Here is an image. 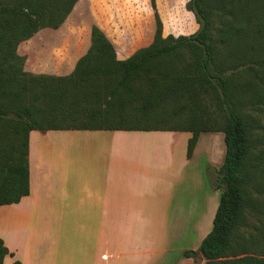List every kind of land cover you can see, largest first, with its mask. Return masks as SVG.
<instances>
[{
  "label": "trees",
  "instance_id": "obj_1",
  "mask_svg": "<svg viewBox=\"0 0 264 264\" xmlns=\"http://www.w3.org/2000/svg\"><path fill=\"white\" fill-rule=\"evenodd\" d=\"M78 2L0 0V205L30 194L32 130L187 131L188 158L201 133L223 132L213 228L185 255L264 264V0H189L199 29L178 36L163 34L150 0L154 39L127 59L94 24L72 73L25 71L20 43L59 28ZM8 255L0 237V264Z\"/></svg>",
  "mask_w": 264,
  "mask_h": 264
},
{
  "label": "rangeland",
  "instance_id": "obj_2",
  "mask_svg": "<svg viewBox=\"0 0 264 264\" xmlns=\"http://www.w3.org/2000/svg\"><path fill=\"white\" fill-rule=\"evenodd\" d=\"M188 1L158 0L165 36L168 34L189 35L199 29L194 13L186 8ZM100 4L102 5L99 10L102 14L96 18L100 19L112 34L133 35L132 40L141 44H146L154 36L156 23L150 0L145 3L141 0H108L102 1ZM92 10L93 0H79L67 20L57 29L65 31L88 30L94 24L98 25ZM51 29L54 28H43V30ZM38 52L48 54L50 51L38 48ZM45 64L49 67L52 63L46 62ZM39 133L43 137V141L40 143L35 140L37 137L35 136L34 143L36 141L37 150L42 155L40 162H43L42 165L47 167V171L41 172L43 179L45 181L47 177V183L50 185L46 188L47 191L45 189L35 191L32 198L25 200L20 206L40 208L41 212L37 215V220L40 221L41 226L45 222L60 221V210L61 207H64V195H68L71 202H76L80 193V189H78L80 181L86 177L100 178L99 189L102 191L108 188L113 189L114 181H116L118 191L133 192V188L127 180L143 174L151 175L154 167L159 166L161 169L164 160L162 157H165L164 152L167 149L166 145L170 144L168 137L173 135L171 133L163 138L165 132H159L158 136H162L163 141L150 145L158 139L143 135L144 132L140 131L52 130V134L49 132L43 134L40 131ZM181 134L180 141L174 145L175 152L179 156H181V151L186 148V145L184 149L182 147L185 134ZM220 137L218 134L204 133L196 152V161L192 164L195 169L188 171L185 166L181 167L183 175L191 176V179L189 181L188 178L184 179L179 184L180 193L186 191L197 203L191 230L163 229L157 224L147 226L145 220L141 219L145 216H140L126 207L118 208L116 264H194V259L186 256L185 251L197 250L203 238L212 229L221 195L220 190L215 189L214 184L209 180V175H206L209 168L207 158L212 157L214 148L215 150L217 147L219 148L220 143L223 147L221 148L223 159L225 158V139L220 141L218 139ZM114 143L117 147L122 144L116 150V154L113 148L110 149ZM172 143L174 144V141ZM133 144H137L136 147L139 149H135ZM154 155L158 156L157 162H154ZM114 158L120 167L115 168ZM131 159L134 160L137 167H131ZM111 160L113 161L111 162ZM143 161L145 162L143 163ZM215 193L217 196L212 197ZM45 208L50 210L53 208L54 215L46 213ZM3 211V215L0 213V225L8 228L9 231L14 230L20 238L25 239L26 232L29 231L23 223L25 213L15 210L13 215L10 211L8 214H6V210ZM14 216L15 220H13ZM138 217L141 220H137ZM8 218L12 220H9L10 222L15 221L14 227L7 224ZM63 220L75 221V215L73 217L63 215ZM96 233L97 231H89L82 240L87 251H91L94 246H97ZM114 247L111 245L106 249L108 248L111 253H114ZM103 248V246H99L98 252H102ZM196 261L197 264L206 263L201 255L197 257Z\"/></svg>",
  "mask_w": 264,
  "mask_h": 264
},
{
  "label": "crops",
  "instance_id": "obj_3",
  "mask_svg": "<svg viewBox=\"0 0 264 264\" xmlns=\"http://www.w3.org/2000/svg\"><path fill=\"white\" fill-rule=\"evenodd\" d=\"M102 1L108 0H93V16H99L101 11L99 7ZM142 1V0H141ZM147 0H143L145 3ZM99 5H98V3ZM101 9V8H100ZM97 24L103 29L106 35L114 43L118 59L124 60L130 57L137 49L149 45L154 36L146 44L137 43L132 40L133 35H115L109 31L108 27L103 24L100 19H97ZM155 35V34H154ZM178 36V35H176ZM125 37V38H123ZM92 43V26L88 30H39L33 37L20 43L18 53L26 58L24 70L34 74H52V75H68L73 72L78 60L87 53ZM38 48L48 49V54L38 52ZM46 62L52 63L47 67ZM40 130H32L29 140V164H30V194L24 196L19 203L10 205H0V213L3 215V210L6 214L11 212L14 215L15 210H20L25 213L24 225L28 228L26 238L22 239L13 230L9 231L0 225V237L4 239L14 256L8 255L2 264H14L15 261H20L21 264H116V229L118 227V208L126 207L133 210L145 220L147 226L157 224L163 229H180L190 231L192 228L193 218L196 214V201L189 193H180L179 184L191 176L183 175L181 167L185 166L188 171L194 170L196 161V152L199 147V142L204 133L199 136L198 143L194 149L191 158H188V141L192 137L191 132L187 131H140L143 135L151 136L157 141L150 145L163 141L162 136L159 137V132L163 133V138L173 133L168 137L169 145L162 157L163 167L160 169L153 168L151 175L143 174L127 180L133 188V192L127 193L122 190L118 191L115 186L113 189L100 190V178L93 176L80 181V193L76 202H71L68 195H64V207H61L60 221L45 222L40 225L37 220V215L41 212L40 208L33 206L21 207L20 205L27 199H31L34 192L40 189H48L50 183L43 179V171H47V167L40 162L42 156L34 143L35 136L42 143ZM112 131V130H107ZM124 131V130H115ZM43 134L52 130L40 131ZM149 132V133H146ZM184 133V142L182 147L185 150L181 151V156L175 152L174 145L178 144ZM218 134L224 138L223 132H205ZM178 136V137H177ZM225 139V138H224ZM174 141V144L172 143ZM163 142V143H168ZM122 144H119V147ZM126 146V145H125ZM135 149H139L137 144H133ZM117 145L114 143V153H117ZM222 143L219 148L213 150L212 157L207 158L208 165L211 169H207L206 175L209 180L215 176L214 170L218 169L224 162L223 151H221ZM223 150V149H222ZM220 151V152H218ZM222 152V153H221ZM162 153V152H161ZM214 155V157H213ZM157 157L154 155V162H157ZM113 160H111L112 162ZM131 167H137L134 160L131 159ZM145 161H143L144 163ZM114 165L120 167L118 161L114 158ZM184 163V164H183ZM181 164V165H180ZM156 165V164H154ZM180 165V166H179ZM112 166V165H110ZM180 168H179V167ZM204 175V173H203ZM195 178V175H194ZM103 184V183H102ZM217 196V193L215 195ZM220 202V198H219ZM219 205V204H218ZM7 207V208H6ZM45 212L53 213V208L44 209ZM50 210V211H49ZM55 210V209H54ZM133 212V213H134ZM63 215H75V221H64ZM140 217L137 220H141ZM8 218L7 224L14 227L15 221ZM15 220V216L13 217ZM139 226V225H138ZM143 227V225H141ZM213 228V227H212ZM139 229V228H138ZM212 230V229H211ZM210 230V231H211ZM89 231H97V246H94L91 251H87L82 244V240ZM103 238V239H102ZM204 239V238H203ZM115 246L113 252L106 249L107 246ZM103 246V251L98 252V247ZM95 249V250H94ZM189 251V250H187ZM186 252V251H185ZM194 264H197L196 258Z\"/></svg>",
  "mask_w": 264,
  "mask_h": 264
},
{
  "label": "water",
  "instance_id": "obj_4",
  "mask_svg": "<svg viewBox=\"0 0 264 264\" xmlns=\"http://www.w3.org/2000/svg\"><path fill=\"white\" fill-rule=\"evenodd\" d=\"M205 264H222L221 259L207 260Z\"/></svg>",
  "mask_w": 264,
  "mask_h": 264
}]
</instances>
